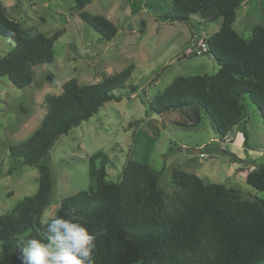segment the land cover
<instances>
[{"label":"trees","instance_id":"16d2710c","mask_svg":"<svg viewBox=\"0 0 264 264\" xmlns=\"http://www.w3.org/2000/svg\"><path fill=\"white\" fill-rule=\"evenodd\" d=\"M73 1L78 17L100 40L115 36L117 28L110 20L83 10L93 0ZM242 2L170 0L168 10L155 15L167 23H188L193 17L205 23L220 19L218 30L204 39L207 49L202 52L211 55L219 68L213 75L175 77L146 102V113L161 115L188 108L193 126L204 115L216 136L223 137L245 120L249 102L264 126V27L253 26L248 39L233 30ZM63 32L31 33L10 19L0 2V35L14 43L0 57V77H7L16 88L28 87L33 68L53 61V44ZM132 70L130 65L90 85L67 80L60 94L46 98L39 127L9 148L12 163L38 164V186L33 195L0 215V264H20L17 244L25 233L30 231L28 238L48 240L50 234L39 220L52 182L40 163L54 139L88 120L104 103L120 100L115 92L125 88ZM243 136L246 143L247 136ZM108 163L102 151L90 155L87 190L62 198L55 212L101 233L94 252L96 264H264V199L242 200L234 189L204 183L197 175L177 169L170 175L173 190L165 193L157 173L132 158L124 162L119 179L112 181L106 173ZM244 177L247 185L264 190V166L247 171Z\"/></svg>","mask_w":264,"mask_h":264},{"label":"rangeland","instance_id":"374dc122","mask_svg":"<svg viewBox=\"0 0 264 264\" xmlns=\"http://www.w3.org/2000/svg\"><path fill=\"white\" fill-rule=\"evenodd\" d=\"M0 2L7 16L31 33L50 36L64 30L53 44V61L33 68L28 87L16 88L7 77H0V215L37 189L38 164L12 163L8 154L11 146L25 141L39 127L46 98L60 94L62 84L71 78L79 85L95 84L130 65L133 70L125 88L115 92L120 100L104 103L49 146L40 164L45 165L52 183L39 224H44L46 215L55 216L62 198L87 190L88 157L99 151L109 157L106 173L112 181L119 179L124 162L132 158L157 173L165 193L173 190L170 175L177 169L197 175L204 183L234 189L242 200L264 199V190L247 185L244 177L247 171L264 166V126L254 105L248 102L245 123L228 143L216 136L204 115L193 126L188 108L161 115L146 113V102L175 77L218 71L211 55L196 53V44L218 30L220 19L205 23L193 17L188 23H167L155 15L168 10L170 0H93L83 10L107 18L117 28L110 41H102L78 17L73 0ZM235 13L232 28L244 39L250 38L253 26L264 27V0H243ZM13 45L0 35V57ZM187 49L192 52L187 54Z\"/></svg>","mask_w":264,"mask_h":264},{"label":"clouds","instance_id":"9594fccd","mask_svg":"<svg viewBox=\"0 0 264 264\" xmlns=\"http://www.w3.org/2000/svg\"><path fill=\"white\" fill-rule=\"evenodd\" d=\"M43 223L48 240L21 237L17 244L20 264H96L94 252L101 233L91 232L74 217L46 215Z\"/></svg>","mask_w":264,"mask_h":264},{"label":"built area","instance_id":"2783aa9c","mask_svg":"<svg viewBox=\"0 0 264 264\" xmlns=\"http://www.w3.org/2000/svg\"><path fill=\"white\" fill-rule=\"evenodd\" d=\"M196 47H197L196 53H202V52L206 51L207 47L205 45L204 39L201 40L200 42H198L196 44ZM190 52H192V51L190 49H187V54H190ZM233 133H234V131L229 132L227 136L223 137V141L227 142V143L230 142Z\"/></svg>","mask_w":264,"mask_h":264},{"label":"crops","instance_id":"0c3cea01","mask_svg":"<svg viewBox=\"0 0 264 264\" xmlns=\"http://www.w3.org/2000/svg\"><path fill=\"white\" fill-rule=\"evenodd\" d=\"M243 3V2H242ZM245 119V118H244ZM243 122L245 123V120L244 121H241L240 123H239V125H237L234 129H233V131L235 132V130H236V128L237 127H241L242 128V124H243ZM233 134H235V133H233ZM228 135V133L225 135V136H227ZM231 139H232V137H231Z\"/></svg>","mask_w":264,"mask_h":264}]
</instances>
